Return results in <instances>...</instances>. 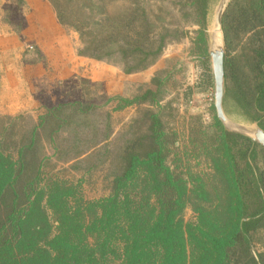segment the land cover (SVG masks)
Returning <instances> with one entry per match:
<instances>
[{"label":"rangeland","instance_id":"1","mask_svg":"<svg viewBox=\"0 0 264 264\" xmlns=\"http://www.w3.org/2000/svg\"><path fill=\"white\" fill-rule=\"evenodd\" d=\"M230 1L0 0V147L24 151L19 181L54 178L95 200L156 131L165 162L190 181L209 175L204 149L214 154L222 130L258 143L264 110L253 91L264 49L252 33L226 46ZM216 46L224 121L214 107ZM249 158L261 166L260 155ZM246 236L262 264L264 222Z\"/></svg>","mask_w":264,"mask_h":264},{"label":"trees","instance_id":"2","mask_svg":"<svg viewBox=\"0 0 264 264\" xmlns=\"http://www.w3.org/2000/svg\"><path fill=\"white\" fill-rule=\"evenodd\" d=\"M222 27L226 46L252 33L264 49V0H231ZM258 68L253 93L264 110L263 62ZM159 136L131 149L95 200L54 178L20 182L24 151L0 147V264H258L246 234L264 222V148L222 130L214 154L204 149L209 175L190 181L165 162ZM259 155L260 167L249 158Z\"/></svg>","mask_w":264,"mask_h":264},{"label":"water","instance_id":"3","mask_svg":"<svg viewBox=\"0 0 264 264\" xmlns=\"http://www.w3.org/2000/svg\"><path fill=\"white\" fill-rule=\"evenodd\" d=\"M222 11L218 15V22ZM212 66V75L214 81V107L216 115L222 121L225 120V116L221 107V100L223 94V51L219 46H216L209 52ZM253 139L256 140L262 147H264V131L257 128L253 133Z\"/></svg>","mask_w":264,"mask_h":264}]
</instances>
